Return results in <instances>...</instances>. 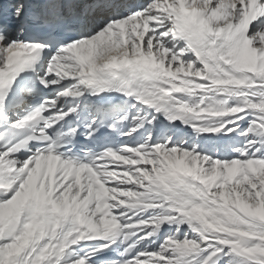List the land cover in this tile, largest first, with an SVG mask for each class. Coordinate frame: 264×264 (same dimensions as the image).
Listing matches in <instances>:
<instances>
[{
	"label": "snow or ice",
	"instance_id": "obj_1",
	"mask_svg": "<svg viewBox=\"0 0 264 264\" xmlns=\"http://www.w3.org/2000/svg\"><path fill=\"white\" fill-rule=\"evenodd\" d=\"M0 264H264V0H0Z\"/></svg>",
	"mask_w": 264,
	"mask_h": 264
}]
</instances>
